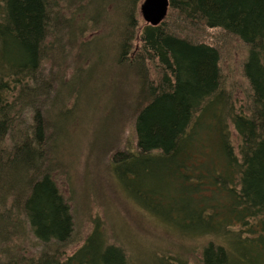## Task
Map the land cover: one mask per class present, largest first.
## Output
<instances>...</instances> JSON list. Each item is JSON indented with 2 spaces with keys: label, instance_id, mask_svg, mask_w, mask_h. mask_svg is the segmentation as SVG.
Segmentation results:
<instances>
[{
  "label": "trees",
  "instance_id": "1",
  "mask_svg": "<svg viewBox=\"0 0 264 264\" xmlns=\"http://www.w3.org/2000/svg\"><path fill=\"white\" fill-rule=\"evenodd\" d=\"M140 3L0 0V264H137L98 226L66 250L74 214L48 157L85 97L72 77L97 56L139 84L130 102L113 97L132 108L133 139L111 146L107 170L155 222L200 238L194 261L160 250L145 264H264V0H170L167 17L143 28ZM234 40L245 55L230 82L220 46ZM78 41L85 55L65 65ZM14 221L27 249L10 244Z\"/></svg>",
  "mask_w": 264,
  "mask_h": 264
},
{
  "label": "rangeland",
  "instance_id": "2",
  "mask_svg": "<svg viewBox=\"0 0 264 264\" xmlns=\"http://www.w3.org/2000/svg\"><path fill=\"white\" fill-rule=\"evenodd\" d=\"M141 3L137 8V18L138 24L143 28L146 22L141 13ZM115 18V10L109 14L106 13L107 22L103 23L102 32L111 29L109 23ZM195 35L196 38L203 40L200 32ZM113 36L116 37L113 32L107 36L109 43L114 42ZM207 38L212 39L206 36V40ZM137 43L139 44V38ZM71 45L73 48H69L68 43L67 51L70 57L65 65L72 61L76 62L80 58V53L84 51L82 54L85 55L86 52L79 41ZM220 47L223 56L222 64L227 69V74H230L229 81L240 79L237 72L239 66L235 61L245 55V49L236 40L229 48L225 45ZM115 62L116 59H107L103 64L101 57H92L90 63H94L96 68L85 63V66L89 67L83 69L85 74L75 73L73 75L72 83L79 86V90L85 97L76 104H72L73 108L76 106V112L72 113L75 120L68 128L64 141L58 136L51 138L53 151L48 157L55 168V176L61 190L72 208L75 221L76 235L66 250L75 251L98 226L111 243L124 246L137 264H145L146 260L156 257L154 251L160 250L175 254L182 252L192 257L191 260L194 261V257L198 254L200 238L189 241L180 233L177 234L171 229L167 230L166 225L155 222V216L129 197L106 168L105 161L110 156L111 146L119 143L122 146L128 143L129 139H133L132 108L130 104L125 103L112 104L113 97L118 96L119 101L125 97L130 102L139 89V84L131 70L122 67V72L116 73ZM86 81L87 85H84ZM236 92L237 97L245 99L246 91L236 89ZM59 93L62 95V101L65 91L62 90ZM82 93L76 92L75 94ZM75 100L76 98L74 102ZM122 110H124L123 114H121ZM16 123L19 125V122L16 121ZM234 139L236 140V137ZM57 153L56 158L54 155ZM130 191L135 193L132 189ZM13 218L16 219L15 215ZM14 223L17 221L8 226V230H12L13 233L10 244L15 242L27 249L29 241L28 236L26 237V227L15 232L17 229ZM30 252L33 251L30 250ZM61 252L64 253L65 250L62 249ZM23 260L20 259V261ZM5 261H11V259L4 255L2 262Z\"/></svg>",
  "mask_w": 264,
  "mask_h": 264
},
{
  "label": "water",
  "instance_id": "3",
  "mask_svg": "<svg viewBox=\"0 0 264 264\" xmlns=\"http://www.w3.org/2000/svg\"><path fill=\"white\" fill-rule=\"evenodd\" d=\"M169 6V0H145L141 3L140 9L147 23L158 25L166 18Z\"/></svg>",
  "mask_w": 264,
  "mask_h": 264
},
{
  "label": "bare ground",
  "instance_id": "4",
  "mask_svg": "<svg viewBox=\"0 0 264 264\" xmlns=\"http://www.w3.org/2000/svg\"><path fill=\"white\" fill-rule=\"evenodd\" d=\"M145 0H143V2H144ZM170 1V0H169ZM169 9H170V6H169ZM168 13H169V10H168ZM168 15V14H167ZM167 17V16H166ZM146 22V21H145ZM147 23V22H146ZM149 24V23H148ZM159 25V24H158ZM153 26H156V25H153Z\"/></svg>",
  "mask_w": 264,
  "mask_h": 264
}]
</instances>
